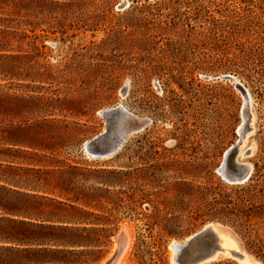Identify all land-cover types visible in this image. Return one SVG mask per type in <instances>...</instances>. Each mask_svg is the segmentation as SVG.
I'll list each match as a JSON object with an SVG mask.
<instances>
[{
  "label": "rangeland",
  "instance_id": "374dc122",
  "mask_svg": "<svg viewBox=\"0 0 264 264\" xmlns=\"http://www.w3.org/2000/svg\"><path fill=\"white\" fill-rule=\"evenodd\" d=\"M0 125L98 229L75 264H176L210 223L264 264V0H0Z\"/></svg>",
  "mask_w": 264,
  "mask_h": 264
},
{
  "label": "trees",
  "instance_id": "16d2710c",
  "mask_svg": "<svg viewBox=\"0 0 264 264\" xmlns=\"http://www.w3.org/2000/svg\"><path fill=\"white\" fill-rule=\"evenodd\" d=\"M25 129L0 125V264L83 263L71 256L83 255L96 242L88 231L98 229L74 215L87 210L54 193V170L40 166L41 153L18 146L27 144Z\"/></svg>",
  "mask_w": 264,
  "mask_h": 264
},
{
  "label": "water",
  "instance_id": "95a60500",
  "mask_svg": "<svg viewBox=\"0 0 264 264\" xmlns=\"http://www.w3.org/2000/svg\"><path fill=\"white\" fill-rule=\"evenodd\" d=\"M248 109L249 104L247 103V114L241 136L238 142L230 147L226 155V161L231 167V171L226 173V178L231 182H244L248 180L252 174L251 165L247 162H241L237 159L238 155L242 153L241 145L243 144L247 133L251 131V127H254V125L250 122L251 112ZM133 121L134 123L138 124L139 128L147 124L146 119L133 118ZM118 141H116V143H114L113 147L110 149H100L90 146L93 144L92 140L89 142V147L93 155L103 156L111 152V149L117 147L116 144ZM213 226L216 225L214 223H210L202 231L188 238L184 243L175 244V248L177 249L178 253L176 264H204L226 256V254L222 252H217L212 244L213 241L211 239L210 231Z\"/></svg>",
  "mask_w": 264,
  "mask_h": 264
},
{
  "label": "bare ground",
  "instance_id": "6f19581e",
  "mask_svg": "<svg viewBox=\"0 0 264 264\" xmlns=\"http://www.w3.org/2000/svg\"><path fill=\"white\" fill-rule=\"evenodd\" d=\"M251 119H252V114L250 116V122L251 124H253ZM253 129L254 128L251 127V132L253 131ZM88 150L90 149L88 148ZM210 235L213 241L212 244L217 252H222L226 254L227 257L237 258L239 262L242 264H259L251 257V255H249L247 252H245L243 249L239 247V243L235 239L234 235H232L231 233L225 232L223 229L219 228L218 226H213L211 228ZM118 262L116 263L119 264ZM108 264H112V262H109Z\"/></svg>",
  "mask_w": 264,
  "mask_h": 264
}]
</instances>
